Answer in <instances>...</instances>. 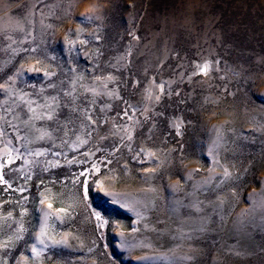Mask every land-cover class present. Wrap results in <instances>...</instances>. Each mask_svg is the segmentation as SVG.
Returning a JSON list of instances; mask_svg holds the SVG:
<instances>
[{
	"label": "rangeland",
	"instance_id": "obj_1",
	"mask_svg": "<svg viewBox=\"0 0 264 264\" xmlns=\"http://www.w3.org/2000/svg\"><path fill=\"white\" fill-rule=\"evenodd\" d=\"M0 177V264H264V0H0Z\"/></svg>",
	"mask_w": 264,
	"mask_h": 264
},
{
	"label": "snow or ice",
	"instance_id": "obj_2",
	"mask_svg": "<svg viewBox=\"0 0 264 264\" xmlns=\"http://www.w3.org/2000/svg\"><path fill=\"white\" fill-rule=\"evenodd\" d=\"M88 18L91 19V17H88ZM29 71H39V69H36V68H30ZM201 71H204V69H202ZM129 139H130V137H129ZM225 171H226V174H227V170H225ZM0 179H2V177H0ZM21 191H23V189H21ZM41 202L43 203V201H41ZM48 207H49V208H52V204L49 203V204H48ZM60 211H64V209H60ZM48 215H49L48 213H45V217H47ZM42 234H43V233H42ZM63 242H64V241H53L54 244H60V243H63ZM40 243L43 244L44 241L41 240ZM33 251H35V249H33Z\"/></svg>",
	"mask_w": 264,
	"mask_h": 264
},
{
	"label": "clouds",
	"instance_id": "obj_3",
	"mask_svg": "<svg viewBox=\"0 0 264 264\" xmlns=\"http://www.w3.org/2000/svg\"><path fill=\"white\" fill-rule=\"evenodd\" d=\"M96 10H97V6L91 5V6H86L83 11L91 13V12H95Z\"/></svg>",
	"mask_w": 264,
	"mask_h": 264
}]
</instances>
